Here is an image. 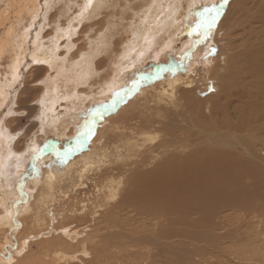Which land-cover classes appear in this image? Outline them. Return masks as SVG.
<instances>
[{"label":"bare ground","instance_id":"obj_1","mask_svg":"<svg viewBox=\"0 0 264 264\" xmlns=\"http://www.w3.org/2000/svg\"><path fill=\"white\" fill-rule=\"evenodd\" d=\"M204 1L0 0V264H157V255L174 246L171 242L174 237L178 236L180 240L183 235L180 229L188 227L185 221L189 216L202 219V227L208 232L226 228L224 223L233 219L225 215H229V211L239 210L247 196L239 186L241 179L237 178L241 177V172L248 175L263 173L264 157L258 155L257 145L249 141L244 143L243 150L231 151L230 147L229 150L222 149V139H218L219 135L205 122L213 118L214 128L223 131L226 134L224 136L231 139L237 138L235 131L243 127L232 123V119L224 111V102L231 98L235 85L242 79V61L248 63L250 77L264 73V0H231L225 13L235 9L233 15L224 13L221 22L217 24L219 34L217 30L215 43L219 51L216 57L212 43L204 50L205 61L202 63L210 67L204 69L210 74L208 76L213 87L214 84L217 85L214 81L218 82L217 105L213 104L212 109L224 113L222 122L220 120L219 123L211 115L187 118L179 108L181 103L171 105L172 101L171 104L167 101L168 109L154 105L152 110L156 114L153 116L151 112L144 119L136 113L120 117V111L114 117H107L110 113H115L117 104L124 100H114L116 94L125 96L128 93V96H135L137 93L143 94L142 89L147 87L157 92L159 87H153L155 84L148 86L147 83L145 87L143 81L137 80L136 85L127 87V83L134 79L139 69L148 67L149 63H165L158 58L166 57L172 52L176 36L184 26H188L184 24L188 10ZM97 16H100V20L92 22ZM215 25L216 23L213 26ZM46 28L49 30H45ZM175 54L172 52L170 66L177 65ZM195 57L189 58V64L188 60L181 62L182 67L191 73L194 69L198 71L194 63L197 60ZM169 64L151 68L148 75H143L150 82L155 79L157 72L159 75L169 74L165 78L168 89L160 88L155 96L159 101L167 94L166 91H172L176 87L177 77L170 75L175 68L171 69ZM46 72L48 74L44 79ZM92 78H98L96 87L82 92L80 89L88 88L87 82ZM125 78L130 79L126 81ZM191 81L193 80H188L190 85ZM119 89L127 91L113 92ZM179 90L184 89L178 87L177 91ZM107 99L109 102L93 108L95 104ZM35 101H38V107L30 106ZM221 102L222 105L216 109ZM24 113L26 120L36 115L37 122L32 125L37 127L35 134H38V138L30 140L19 154L22 148L18 147V140L15 138L18 136L17 127L24 118L8 119V116ZM88 113L90 118L86 123L85 115ZM106 118L108 125H105ZM135 118L139 120L133 126L131 123ZM130 125L136 129L154 128L163 132V135L172 137L177 134L185 135L190 128H195V136L204 134L201 137L207 139L200 140L197 137L200 142L195 145L193 142L186 144L187 141L167 139L169 137L156 143L152 137L145 136L141 143L148 147L142 152L132 153L133 158L122 164L104 166L103 160L107 156L100 151L110 137L106 128L108 133H116ZM204 141L207 144H203ZM42 143L46 144L41 146ZM134 145L136 143L132 146ZM75 154L78 155L74 157ZM79 164L81 165L77 167ZM93 168L99 170L98 175L84 177ZM72 172L76 175L74 187L82 188L86 184L84 181L89 180L94 183V188L100 186L103 189L102 196L105 195L104 199L109 201L106 202V210L100 211L104 218H99L98 214L99 217L92 221L94 225H100V228L94 226L97 233L101 229L109 232L108 236L104 233L109 241H103V236L99 237L100 245L104 242L110 245L113 238L118 239L109 247V251H113L108 256L105 253L107 261L105 255H101L102 259L97 263L91 261L93 255L90 254L88 243L95 237L93 230L91 234L77 233V230L70 228L74 224L73 217L60 214L58 219L52 215L56 213L49 209L47 216L51 224L45 227L46 237L43 240L39 236L42 228L39 226L41 220L37 213L31 220L34 227L39 228L38 231L34 230L23 236L17 230L18 235L14 241L8 234L14 223L19 222L23 226V219L34 210V205H37L38 210L39 205H44L45 208L46 204L50 207L54 202L55 185ZM256 175L258 174L255 173ZM37 197L40 200L35 204ZM221 213L227 218L224 223L218 217ZM212 216L215 220L210 223ZM81 218L77 219L82 220ZM258 221V233L253 240H249L244 233L234 235L233 229H226L224 234H216L219 236H215L219 239L218 242L225 238L230 244H240L243 240L246 243L232 248L228 255L225 245L227 240H222L221 243L226 246L227 258L224 261L217 258L215 264H264V255L251 249H264V221ZM187 231L188 228L183 230L185 235L189 233ZM14 244L17 246L16 250L9 252L8 249L11 250V245ZM33 245L36 246V251L31 254ZM105 247L101 248L103 254ZM65 248L68 252L63 250ZM95 249L99 251L100 247ZM222 249L224 250V246ZM167 251L170 252V249ZM223 252L225 250L218 257L225 258L226 256L221 255ZM14 253L16 254L13 255Z\"/></svg>","mask_w":264,"mask_h":264},{"label":"rangeland","instance_id":"obj_2","mask_svg":"<svg viewBox=\"0 0 264 264\" xmlns=\"http://www.w3.org/2000/svg\"><path fill=\"white\" fill-rule=\"evenodd\" d=\"M205 1L203 2V4H196V6L191 8V10H188L187 19L184 22V24H186L188 26H184V28L181 30V32L176 36V40H175L173 46L171 47V48H173V50L171 49L172 52L174 54L176 53L175 54L176 55V60H178L177 61V65L176 66H170L169 62H170V57L172 56V52H170L168 55H166V57L158 58L159 61H162V59H163L165 61V63L164 62L159 63L158 61L154 62V63L153 62L149 63L150 67L148 66V67H144L142 69H139L137 71L136 76L134 77V79H132L130 81V83H127V87H130V86L136 85L137 80H139L140 82L143 81L145 87H147L148 84H149L148 86L155 84L153 87H155V86H156V88L159 87L157 89V92H158V90L160 88L168 89V87H166L167 79H165V78H168L166 76H169V74L167 75V74L161 73L159 75V73L157 72L156 75H155V79L150 81V82L146 81L143 78L144 77L143 75H148L150 73L148 70H151V68L154 69V67L166 66V65L169 64V67L171 69L175 68V70H172V73L170 75H172L174 77H177V79H176L177 82L175 83L176 87L172 91H166L168 95L166 94L165 96H163L160 101L157 100V98L155 97V96H157L158 93L156 91H154V89H149L148 87L145 88V89H142L143 94H141V93L138 94L137 93V94H135V96H132L134 94L128 96V93H126L125 96H121L118 92L125 93V91H127V90H122V89L114 90L113 92H116L118 94H116L113 99L114 100H117V99L120 100V99L123 98L124 100L122 102L120 100V103L117 104L118 105V107H117V111L118 112L116 111L113 114L110 113L111 115L109 114L107 116L108 118L109 117H114L116 113H119V111H120V114H119L120 117H122V116L126 117L125 115H128V114L135 115L134 113H136V115L138 117H141L143 119L145 117L148 118V116L151 115V112H153L152 107L154 105L155 106L159 105L160 107L162 106L164 109H168V107H169L168 104H171V101H172L171 105H174V103H175V105H178V104L181 103L180 104L181 106L179 108H181L184 111V115H186L185 117H187V118L191 117V118L194 119L195 117H197V115H204L206 117L211 115L212 117H214L217 120H219L218 121L219 123H220V120H221V122L224 120V116H225L224 113H222L221 111H216V110L212 109L213 108V104L215 105V103H216V105H217V100L218 99H216V96L218 94V91H217L218 82H216V80H215L214 83H216L217 85L214 84L215 87L212 86L211 81L209 80V76H208L210 74L206 70L208 67L204 66L202 61H205V58H203V54L205 52L204 50L207 48V46L210 43H212V45L214 46L213 47L214 48V57H216V55H217V53L219 51L218 45H217V43H215V40H217V36H218L217 35V30H218L217 24L219 22H221L222 16H224L226 13H227L228 16L233 15L235 9H230L228 12L225 13V11H227V7L229 5V2H231V0H226V2H225V0H207L208 2H205ZM213 4H215L218 7H220V9H221L220 15L217 17L216 25L212 26L213 28H211L210 34L204 37L203 35H204L206 30L205 29H200L199 34H198V32H195L196 31V26H197V24L200 23V16H201V13L203 12L204 6H207V5L210 6V5H213ZM190 11H191V13H189ZM199 11H200V13H199ZM53 12H54V10L51 11V13H53ZM98 20H100V16H97L96 18H94L92 20V22L93 21H98ZM92 22H89V23H92ZM187 28L190 29V30H187ZM45 30H49V29L46 28ZM218 34H219V30H218ZM79 43H81V42H79ZM224 49H225V47H224ZM177 54L179 55V58H178ZM186 54H188V55H186ZM189 56L193 57V58L196 56L195 59L197 58V60L194 63L196 64L195 67L197 68L198 71H196V69H194L193 70L194 73L193 72L191 73L189 70H186L185 67H182L183 63H181V62H183V60H188L187 64H189V62H190V59H189L190 57ZM229 56H232V55L229 54ZM211 67H213V66L211 65ZM29 68H30V66H29ZM204 68H206V69H204ZM248 68H249L248 63L245 62V61H242V66H241V77H242V79H241V81L238 82L237 85H235V87H234L235 89L233 91V94H232L231 98L228 101L224 102L225 103V110L224 111H225L226 115L232 119V123L233 122L234 123H238L239 125L243 126L242 129L235 131V135L237 136V138L234 137V138L231 139L230 137H226V136H224L226 134L223 131L218 130L217 128H214V126H213L214 124H213V120H212L213 118H211L209 121H206L205 123L209 127L213 128L215 133L217 135H219L218 139H222L221 140V143H222L221 146H223L222 149L229 150L230 148H232V149H230L231 151H234L236 149L237 150H240V149L243 150V148L245 147L244 143L246 141H249L253 145L254 144L257 145L256 151L259 148V150H258L259 153L257 151L258 155L261 156V157H264V78H260V76L264 77V73H263V75H259V76H254L253 75L252 77H250ZM104 69L103 70L106 71L105 67H104ZM146 69H147V71H146ZM28 70L29 69L27 68L26 71H28ZM204 70H206V73L204 72ZM201 71H202V74H201ZM47 74H48V72H46V75L44 76V79L47 77ZM149 77H152V75L149 76ZM92 79H93V81H92ZM92 79L87 82L88 83L87 85H89V86H87L88 88H85V87L83 88L82 87L80 89L82 92H86V91L88 92V89L93 90L96 87V85H97L96 83H98L97 82L98 78L97 79L92 78ZM129 79L125 78L126 81L129 80ZM188 80H193V81H191L192 82L191 85L188 83ZM91 85H93L94 87L91 86ZM186 86H188V87L186 88ZM178 87H179V89L181 88V90L184 89L182 91L179 90V92H182V93H180L181 95L177 91ZM82 89L85 90V91H83ZM191 89H193L192 90L193 92L191 91ZM173 91L175 92V94H174ZM183 91H185V92H183ZM182 95H184V96H182ZM185 96H187V97H185ZM110 97H108V98H110ZM16 98H17V96H16ZM179 98H180V100H179ZM109 100H111V98ZM109 100L108 99L106 101L103 100L102 103L95 104L93 106V108L95 106L103 105L104 103L109 102ZM167 101H168V104H167ZM98 104H100V105H98ZM32 105H33V107H36V106L38 107V101L31 102L30 106H32ZM165 105L167 106V108L165 107ZM221 105H222V102L216 107V109H218ZM206 107L209 108V109H207ZM149 108H151V109H149ZM212 113H213L214 116L212 115ZM216 113H218V114H216ZM155 114L156 113L154 111L153 112V116ZM86 115H85V117L87 119H86L85 122L87 123V120L90 117H89V113L86 114ZM25 116H26L25 113L22 114V115L21 114L20 115H13L12 114V115L8 116V119H11V118H24ZM35 117H36V115L31 117L28 120H26L24 118L23 120L20 121V123H19V125L17 127L18 132H16V134L18 136L15 138V140L16 141L18 140L17 141L18 142V144H17L18 147L22 148L20 150L19 154L24 151V149L27 147V145L30 142V140H34V139L38 138V136H37L38 134L37 135L35 134V132L37 130V127H35L36 130L34 128V125L37 122ZM108 118H106V124L105 125H108L107 124V119ZM138 120H139L138 118H135L132 121V123L131 122L130 123L134 126V123L135 122L138 123L137 122ZM96 123H97V120H96ZM32 124H34V125H32ZM132 125L128 126L130 128H128V127L125 128L124 127L122 129H120V132L117 131L116 133H113V132L108 133V131H107L108 128L105 127L106 128V133L110 137L107 139V142H106L104 148L100 151V152L104 153L105 156H107L105 161L103 160L104 166L105 165H111L112 163L122 164L124 161H129L130 159L133 158L131 156L132 153H135L136 151H138V153L142 152L145 148L148 147L146 144L144 146H142V143H141L142 139L145 136L152 137L156 143L160 142L162 140V138L169 137L167 139H170V140H173V141H176V139L177 140L179 139V141L180 140L185 141V142L187 141L186 144L187 143L190 144L191 142H193L192 144H195V145H197L200 142V141H197L198 139H200V140H206L207 139V138L201 137L204 134H202L201 136L200 135H196L195 136L193 134V133H195L194 132V129H195L194 127H193L194 128L193 130H192V128H190L188 133L185 134V135L177 134V135H173V137H172L171 135L170 136L169 135H163L164 134L163 132L161 133V131L155 130L154 128L152 129V128H149V127H145V128H139V129L137 128L136 129V128L132 127ZM30 130H33L34 132L30 131ZM97 130H99V129H97ZM30 135L32 136V138H31ZM95 136H96V132L93 134L92 138L94 139ZM197 137H198V139H197ZM173 138H175V140ZM224 139H226V140H224ZM230 139H231V141H229ZM240 142L243 143V144H241ZM134 143H136V145H134L135 147L132 146ZM45 144L42 143L41 146H43ZM203 144H207V142L204 141ZM233 146L235 148H233ZM228 147H230V148L228 149ZM132 150H133V152H132ZM77 155L78 154H75L74 157H76ZM243 156L247 157L246 155H243ZM80 165L81 164L77 165V167H79ZM97 165H98V163H97ZM97 165L95 164L96 167H97ZM95 168H93L92 172H90L89 174L86 173L87 176L85 175L84 177H86V178H88L89 176L90 177H93V176L96 177L98 175V173H99V170H97ZM244 173L245 172H241V177L239 176L237 178V179H239V180L241 179L243 181V182H241V180H240V184L241 185H239V186H241V189L243 190V192L245 191L244 193H247V196H246L245 200H243V202H242V204H243V205H241L242 207L239 210H237L236 212L235 211H229V213L227 212L229 215H225L227 213L224 212L225 214L221 213L220 214L221 216L220 215L218 216V217H220V220L222 222L223 221L224 222L227 221L226 220L227 218H225V216L226 217L230 216V218L231 217L233 218L231 220L229 219V221H227V223L223 222L225 224L224 227H226V228H224V229H220L219 228V229H217L215 231L208 232L207 229H204V227H202L203 224H204L202 219L198 220L197 216H189L186 219L187 221H185L186 224L188 225V227H185V229L183 228V230L186 231V228H188L189 231H187V232H189L191 234L185 232V233L188 234V235L187 234L185 235L183 230H182V228L181 229L178 228V229H180L182 231L183 235L181 236L180 240H179L178 236L174 237V239L172 238L173 241L175 240L174 241L175 243L173 241H171L172 245L174 244V246L169 248L170 252L167 251L169 249H166V250L162 251L163 253L161 255H157V258H158V259L156 258L157 264H215L216 261H218V259H219V261H224L227 258L226 255L227 254L229 255L230 251L233 250L232 248L238 247L240 245H244L246 243V242H244L246 240H243V243L239 242L240 244L232 243V244H234V246H233L232 244L227 243L228 239H225V238L222 239L223 242H225L227 240L225 242L226 243L225 245H227V248H228V250H227L228 252L226 254V248H225L226 246L221 243L222 240H220L218 242L219 239H216L215 236L219 238V236H217L216 234L223 233V231H227L229 229L235 230L234 235H236L239 232V233H244V235H246L249 240H253L255 238V235L258 233V229H257V225H258L257 223L259 222L258 220L264 221V172L261 173V174L258 173V172H255V173L258 174L256 176H255V173L253 175H248V174H244ZM70 174L67 177L62 178V180H59V182L55 185V188L53 190L54 202H52V205L50 207L48 205H46V204H45V206H46L45 208H44V205H42L43 207L42 206L40 207V205H39V210H38L37 209V205H34L33 206L34 210L30 214L28 213L29 215H27V217L25 219H23V221H24L23 226L21 227L20 226L21 223H19V222H18V224L14 223V225L17 224V225H15L16 227L14 225L11 226V228L13 227V229H10L8 231V234L12 236V237L11 236L10 237L12 238V241H14V238L18 235V231H19V234L23 235V236H25V233L27 234V233H30V232H32L34 230L38 231L39 228L37 227L38 228L37 229L36 227H34L33 221L31 220L32 216H34V214L37 213L39 215L40 220H41L39 226H41V228H42V229L39 230V236L43 240L46 237L45 236V233H46L45 232L46 231L45 227L47 228V226H49V224H51L49 222V219H48V216H47V214L49 213L48 212V209H49L50 211L56 213V214L52 213V215H54L58 219L60 218V216H58L60 214H64V215H66L68 217H73V220L75 219L73 221L74 224L72 223L73 227H70V228L72 230L73 229L77 230V233L89 234V232H90V234H91V231L93 230L92 232L95 234V237H93V235H91V236L93 237L94 240L92 239V242L88 243V245L90 244L89 246H91V243H92L91 247L88 246L91 256L93 255L92 258H91V261L94 262V263H97L100 259H102L101 255H105V260H106V258H107L106 254L108 256L109 252L113 251V249L109 251V249H110L109 247L111 245L113 246V244L116 243V241L118 239H117V237L113 238L110 241V243H111L110 245H108L109 244L108 242L107 243L104 242L103 245H105L107 247H105L103 245H100V238L99 237H101V236L104 237L105 234H107L106 236H108L109 232L105 231L104 229H101L103 232L100 230L99 231L100 234L97 233L96 230H95L96 229L95 227H99L100 228V225L97 226L98 224H96V223H95L96 225H94V222L92 223V221H95V217H96V219L99 217L98 214H100L99 218H102V219L104 218V216H102L100 211L102 210L101 212H103V211L106 210V208L108 207L107 203L109 201L107 200L106 197H105L106 199H104L105 195L102 196V190L103 189L100 188V186L96 187L97 189L94 188L95 187L94 183L90 182L89 180H86L87 182L84 181V183H86V184H85V186L83 185L82 188L74 187V183L76 182V175L73 172L70 173ZM242 175H243V177H242ZM248 177H250V178H248ZM242 186L244 188H242ZM99 188H100V190H99ZM79 189H81V190H79ZM75 193H77V194H75ZM69 195L72 196V197H70ZM38 199L39 198L37 197V201H38ZM74 199H75V201H74ZM66 200H67V202H66ZM37 201L35 202V204L39 203V201L38 202ZM70 201H72V202H70ZM65 202H66L67 205L65 204ZM48 204H50V202ZM62 204H64L63 205L64 207H62ZM53 205H56V206H53ZM102 205H104V206H102ZM99 206H101V207H99ZM70 207L72 209H70ZM65 208H67V209H65ZM58 211H60V212H58ZM71 212L74 213V214H72ZM243 214H244V216H243ZM92 216H94V217H92ZM81 217H83V218H81ZM222 217L225 218V219H223ZM235 217H237L236 218L237 220L235 219V221H234ZM77 218H81L82 220H79ZM201 220H202V222H201ZM209 220H210L209 221L210 223L212 221H214L215 220L214 216H212ZM88 221L90 222V224H89ZM230 221H231V223H230ZM239 221H241V222H239ZM86 223H87V225H86ZM236 223H237V225H236ZM190 224H193V225L191 226ZM226 224L230 225V226H227ZM232 226H233V228H231ZM83 227H84V229L85 228L86 229L84 230ZM87 227H89V228H87ZM239 227L240 228L242 227V228L240 229ZM94 230H95V232H94ZM240 230H242V231L240 232ZM101 232H102V234H101ZM188 236H191V237H188ZM105 237L103 238L104 239L103 241H105V239H106ZM187 237H188V239H187ZM48 239H50V238H48ZM206 239L208 241H206ZM107 240L109 241V239H106V241ZM94 241H96V243H93ZM159 242H160V240L158 241V243ZM216 242H218V243H216ZM93 244H94L95 247L93 246ZM212 245L215 246V247H213ZM228 245H231L232 247L231 246L229 247ZM101 246L105 247L106 251L104 252V254L101 252V248H102ZM222 246H224L225 252L221 253V255L222 256L223 255L226 256L225 258H221V256L218 257V254L220 255V252L224 251L222 249ZM11 247H13V248L11 250L8 249V251L9 252H14L16 250L17 246H15V244H14L13 246L11 245ZM99 247H100V249H99ZM95 248H98L99 251H97V249H95ZM208 248L209 249L211 248V249L208 250ZM251 249L257 250V252L258 253L260 252L259 254L262 255V256L264 255V249L263 248L253 247ZM63 250L64 251L66 250V252H68V249H66V248L63 249ZM35 251H36V246L33 245L31 247L30 253L32 252L31 254H33ZM70 251H72V249ZM218 251H219V253H218ZM99 252H101L102 254L101 253L99 254ZM252 253H254V252H252ZM15 254L16 253H14L13 255H15ZM96 256H98V257H96ZM251 264H252V262H251Z\"/></svg>","mask_w":264,"mask_h":264},{"label":"snow or ice","instance_id":"obj_3","mask_svg":"<svg viewBox=\"0 0 264 264\" xmlns=\"http://www.w3.org/2000/svg\"><path fill=\"white\" fill-rule=\"evenodd\" d=\"M220 11V7L215 4L204 6L203 12L200 16V23L196 26V31L199 32L200 29H205V36L210 34L212 26L217 22V17L220 15Z\"/></svg>","mask_w":264,"mask_h":264}]
</instances>
